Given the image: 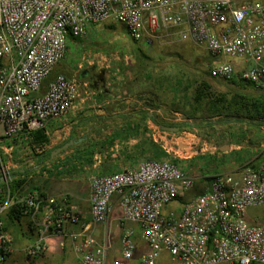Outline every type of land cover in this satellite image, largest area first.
<instances>
[{"label":"built area","instance_id":"obj_1","mask_svg":"<svg viewBox=\"0 0 264 264\" xmlns=\"http://www.w3.org/2000/svg\"><path fill=\"white\" fill-rule=\"evenodd\" d=\"M107 21L120 24L134 42L148 44L161 32L189 42L211 57L210 78L236 76L264 88V0H0V148L73 110L80 91L75 79L57 74L39 91L63 59L68 38H82L89 26ZM236 59L249 67L237 72ZM1 174L4 183L10 180L4 169ZM89 184L91 222H106L116 197L121 221L139 227L144 251L134 262L133 231L126 229L120 258L107 262L110 246L96 244L84 228L77 264H158L163 257L167 264H264V164L211 177L178 211L165 209L192 189L193 179L174 160L145 159L135 168L93 173ZM17 203L37 218L36 240L24 251L29 264L46 251L47 239L80 222L65 200L37 191L20 200L0 188V264L13 253L4 217Z\"/></svg>","mask_w":264,"mask_h":264},{"label":"crops","instance_id":"obj_2","mask_svg":"<svg viewBox=\"0 0 264 264\" xmlns=\"http://www.w3.org/2000/svg\"><path fill=\"white\" fill-rule=\"evenodd\" d=\"M240 1L242 0H237V3ZM231 62L237 72L250 65V62L244 60L236 59ZM63 73L67 75V72ZM107 74L105 76L107 92L86 88L80 90L73 110L65 118L46 125L48 143L42 147L41 152L37 153L55 151L66 141L81 139V142L60 154L51 153L50 159L44 162L33 154L27 136L16 137L11 143L6 144L8 146L6 151L9 153L6 165L10 174L18 171L23 174L24 170L30 172L27 179L30 183L29 188L14 194L13 197L22 200L28 193L37 191L43 197L65 200L80 216L79 224H68L63 235L47 239L46 251L33 259L32 264H77L75 247L83 238L81 235L84 228L88 230L86 235L91 236L96 244L110 246L106 255L107 262L120 258L119 239L126 229L133 231L132 239L135 245L133 261H137L144 251L139 227L121 221L116 197L111 199L110 213L106 222L100 225L91 222L89 178L93 173L110 174L137 167L146 159V149L151 151L150 137H159L158 134L153 135L154 131L158 128V133L163 135L168 131L161 130L149 119H141L138 116V111L143 108L141 103L134 96H123L125 78L121 74L113 73L110 76ZM241 83L246 84L243 81ZM262 91V88L253 85L247 90L252 95L260 94ZM150 115L149 112L148 117ZM159 115L164 121L174 124L183 121L178 113H172L174 117L169 120H167L168 113ZM227 128L225 132L227 138L223 144L216 147V151L208 146L206 156L204 150L198 152L200 154L198 157H209V171L196 177L190 175L193 179L192 189L178 197L165 211H178L184 202L203 193L209 185L210 176L219 174L236 176L246 166L258 168L264 164V152L255 154L263 143V130L261 131L263 137L256 140L255 146L252 147L249 145V140L253 137V133H249L253 131L251 126L245 123H230ZM125 132L127 135H124ZM186 136L194 138L193 134ZM192 142L195 144L196 141L193 139ZM186 146L181 149L184 150ZM18 178L24 177L21 175ZM17 205L21 207L20 203L14 206ZM36 221L37 218L23 211L20 214L16 210L10 211L8 217L6 214V231L12 239L13 253L1 264H29L25 259L24 251L36 240Z\"/></svg>","mask_w":264,"mask_h":264},{"label":"trees","instance_id":"obj_3","mask_svg":"<svg viewBox=\"0 0 264 264\" xmlns=\"http://www.w3.org/2000/svg\"><path fill=\"white\" fill-rule=\"evenodd\" d=\"M96 25H91L86 30L89 39L92 40L90 41V46L93 43H97L95 40L100 37L94 31ZM103 28L107 29V31L109 30L110 33L108 39L103 42L111 46L120 47L122 45L121 47L134 60L131 66H117V74H121L126 80L123 96H134L141 103L143 107L141 109H147L146 111L141 109L138 111V116L141 119H149L158 127L178 128V132L186 129L191 130L198 126L212 130L215 123L222 124L225 127H228L230 123H245L253 129V131L249 132L253 133V137L249 140V145L252 147L255 146L256 140L263 137L261 131H264V88H262L263 91L260 94L252 95L247 92L248 87L251 85L249 83H241L242 81L235 76L227 82L216 80L226 84L229 92L215 93L212 91L211 81L203 78L204 76H209L210 67L207 70L197 68V75L202 79H169L162 76H154L149 69V64L152 62V59L146 53L145 48L140 46V43L134 42L133 40H130L131 42L129 43L114 38L111 34L116 29L114 25L107 24ZM80 40L81 38H68L64 57H68V53H71V50L73 52L81 51L82 43H80ZM91 48L93 47L91 46ZM204 60L208 62L209 66L211 65L212 60L210 58L207 57ZM57 67L56 65L50 75L44 80L39 94L45 92L44 87L56 75ZM66 76V78H71V74L68 72ZM74 79L78 83L80 90L86 88L92 91H102V93L107 92L105 88V70H96L94 66H89L78 71ZM242 90L244 92H241ZM162 103H168V109L164 113H178L182 116L183 121L174 124L162 120L160 115L156 113L157 110L161 109ZM148 110H151L150 117H148ZM124 135H127V133L125 132ZM27 139L33 154L40 157L42 162L50 159L53 150L43 154L37 153V150H41L48 143L45 128L29 133ZM67 142H64L60 147ZM21 175L24 178L19 179L18 177ZM29 175L30 172L28 170H24L23 174H20L19 171L17 173H11L9 174L10 180L8 182L4 183L0 181V188H7L11 196L20 193L25 188H29L30 183L27 180ZM40 195L42 196V194ZM23 209V207L18 205L13 206L6 213L7 217L10 211L14 212L16 210L20 214ZM4 225L6 229V215Z\"/></svg>","mask_w":264,"mask_h":264},{"label":"rangeland","instance_id":"obj_4","mask_svg":"<svg viewBox=\"0 0 264 264\" xmlns=\"http://www.w3.org/2000/svg\"><path fill=\"white\" fill-rule=\"evenodd\" d=\"M107 24L114 25L116 27V29L111 33L114 38L129 43L132 41L120 24L108 21L105 24L96 25L94 27V31H96V33L100 36V39L98 38L95 40L97 43H93L91 45L93 48H91L90 41L92 40L89 39V35L86 33V35L80 40V43H82V47L80 49L81 51L73 52V50H71V53H68V57L65 56L60 61V63L57 64V69L59 71L57 70L56 75H64L62 71H65L71 74V78L69 79H74L78 71L89 66H94L96 70H105V76L107 74L106 72L110 71L107 74L110 76V74L113 73L118 75L117 66H131L134 63V60L125 51V49L121 47L122 45H120V47L111 46L103 42L104 40L108 39V36H110L109 30L107 31V29L103 28L104 25ZM84 43L86 44L83 45ZM140 46L145 48L146 53L152 59V62L149 64V69L154 76H162L169 79H202L197 75V68L207 70L210 67L204 58L208 57L211 59V57L203 48H200L189 42L179 41L174 36L166 37L163 32L159 34V39H155L148 44L145 42H140ZM64 76L67 77L66 75ZM203 78H207V80L211 81L213 92H229L226 84L216 81L209 76H204ZM47 85L44 87V91L46 90ZM167 109L168 103H162L161 109L157 110L156 112L158 114H162ZM148 111L151 113V110ZM172 113L174 112H168L167 120L174 117ZM214 125L215 126L212 130L204 129L201 126H198L193 130L186 129L181 131L180 134L166 132V134L163 135L159 134L156 129L153 135L158 134L159 137H150L151 151L146 149V159H169L177 161L179 166L192 177L206 174L204 172L209 171L208 169L210 165V159L209 157H198V155H200V151L204 150L203 153L206 156L208 152V146L213 148V151H216V147H219L221 144H223L227 138L225 134H222L225 133L228 128L218 123H215ZM187 134H193L194 138H192V136H186ZM193 139L196 141L195 144L192 142ZM262 142H264V138ZM186 144H189V146H186ZM1 145L0 176L2 175L1 169H4V171L7 172L8 177L10 174L9 167L6 165L9 154L6 151L8 146L6 143H2ZM183 146L186 147L183 151H181V147ZM263 152L264 151L259 148L255 154H261ZM211 177L213 176H210L209 178ZM168 208L169 206L166 209ZM164 260H166L165 257L159 261V264H166L167 261Z\"/></svg>","mask_w":264,"mask_h":264},{"label":"water","instance_id":"obj_5","mask_svg":"<svg viewBox=\"0 0 264 264\" xmlns=\"http://www.w3.org/2000/svg\"><path fill=\"white\" fill-rule=\"evenodd\" d=\"M160 129L163 130V131H168V132H172V133H176V132L179 131L178 128L160 127ZM79 142H81V139L76 140V141L70 140V141H68L67 143H65L62 147L57 148L55 151H53V152H52V155H53V154H60L62 151L68 149L69 147H71V146H73L74 144H77V143H79ZM181 148H183V147H181ZM4 180H5V179H4L3 177L0 178V181H1V182H4Z\"/></svg>","mask_w":264,"mask_h":264}]
</instances>
